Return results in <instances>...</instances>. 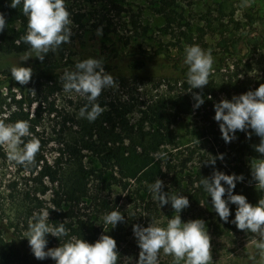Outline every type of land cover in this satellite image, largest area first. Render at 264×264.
Returning <instances> with one entry per match:
<instances>
[{
    "label": "rangeland",
    "instance_id": "obj_1",
    "mask_svg": "<svg viewBox=\"0 0 264 264\" xmlns=\"http://www.w3.org/2000/svg\"><path fill=\"white\" fill-rule=\"evenodd\" d=\"M111 2L122 6L124 11L117 14L115 10L111 9ZM176 2L177 11L181 14L180 29L185 32L184 36H181L178 30L173 35L162 33L161 26L164 21L155 11L157 0H65V7L72 21L69 25L71 29L70 40L67 43H62L55 51L50 50L44 60L45 62H59L60 64L66 61L76 62L86 58V54L96 58L106 53L108 47H116L122 57L120 60L114 61L111 67L112 70L131 74L133 73V67L139 66L135 72L139 74V77L128 76L125 80L123 79L124 81L118 77H113L115 86L104 88L96 101L103 98L119 107L125 105V109L128 110L126 113L128 124L133 125V128L138 127L147 130L151 126L150 117L148 115L146 117V114L142 112L146 110V103L153 102L161 96L187 94L193 101L190 107L191 110L181 114L173 128L176 140L181 147L180 150L186 146L192 147L195 145L196 148H201L199 150V153H201L211 143L209 137L202 136L201 133L211 122L217 124L213 119V104L222 97L231 99L233 95L250 89L253 90L261 84L264 73V51L259 49V43L256 45L249 44L247 45L248 52L256 51L240 58L241 51L238 41L241 38L257 37L259 34L264 33V0H176ZM103 15L111 19L112 23L108 27H111L112 30L110 32H103L102 30V35L98 36L96 34L98 27L95 24L101 20L102 23L99 27L105 24L106 19L103 18ZM133 21L136 24V30ZM27 24L28 20L23 28V36L26 34ZM16 27H18V24H16ZM179 42L184 49L186 45L196 44L210 52L219 51L224 48L223 46H226L230 52L235 54L224 57L220 61L221 68H217L214 65L216 62L213 60L212 71L208 77L209 84L205 85L202 90H191L189 84L187 89L183 90L180 82L170 81V84H168L163 79L164 69L171 68L173 70L176 63H180L182 67H187L183 63V57L178 55L179 47L177 43ZM159 46L167 47L169 55L177 62H173L172 59L165 60L159 56L147 60L137 56H126L127 52L132 49H142L148 54H154ZM25 52L33 56L26 61H21V63L35 68V63L39 59L34 56L35 54L31 52L30 46L27 44V48L19 52H0V77H4L1 73L2 70L18 66L20 57ZM64 69L62 67L57 70L59 80L56 86L52 82L48 83L44 78H40L32 85L35 87L30 96L34 101L30 105V111L34 107H39V115L41 116L40 124L35 129L37 133L34 138L39 141L40 152L49 162L59 156L61 150L66 148V144H72L76 140H80V144L81 142L84 144V141H81L82 139L88 144L93 140L97 144V148L102 151L97 152L95 149L81 148V164L86 170L92 186L100 187L103 185L104 189L101 193H107L113 197L120 192V189L108 182L110 179L111 182L113 181L112 178L108 180L109 173L113 170L109 165L102 164L101 155L110 149L121 146V144H123L122 146L127 145L129 141L123 139V143L119 141L112 142L106 134H98L94 129L91 130L94 133L91 136L89 133H84V124L88 120L80 117L78 113L81 107L88 104V101L74 92L66 93L63 90L64 81L62 76L67 70ZM49 85L50 87H48ZM11 92L16 94L17 90L12 88ZM194 92H198L204 97V105L201 104L198 108H193ZM209 96L211 99H208ZM8 101L9 98L6 99V102ZM96 101L94 102L96 103ZM49 109L53 111L50 112ZM1 110L7 112L9 107L7 105L0 107V119L4 115ZM104 126L110 127L106 123H104ZM20 147H22V144ZM160 149L163 150L164 155L161 158L164 159H171L170 153L178 151L172 149L171 145H162ZM66 158L65 155L62 156V160ZM196 158H198V155H196ZM242 159L245 162L248 174H250L249 167L251 162L254 161L248 159V156L242 157ZM192 164L193 168H186L181 173V176L186 180L189 173L194 170L197 161L195 160ZM229 170L231 169L226 167L223 171L231 173ZM27 177L28 174L22 169V165L10 160L6 148L0 146V206L6 210L4 222H6V217L12 214V205L6 202L9 195L15 194L17 190L22 192L33 188V185L30 186L31 181ZM105 177L104 183L102 180ZM163 182V191H165L170 184L165 178ZM248 185L250 186L249 183ZM250 188L264 194V191L260 190L255 183ZM165 192L178 194L171 188ZM50 197V192L43 196L46 206H50ZM212 211L213 220L208 217L206 207L202 203L194 204L189 200V206L181 210L180 216L182 221L195 218H202L205 221L210 235V252L212 256L210 264H243L256 248V235L248 231L238 230L234 224L222 231L219 228H213L212 221L221 220L216 212ZM174 215H177V213L174 212L170 204H166L160 208L158 216L153 222H158L163 227L166 226L167 220ZM120 246L122 252L125 251L124 258H128L130 255L126 253V250L133 249L139 252L133 233L123 235ZM171 259L173 260V257L164 254L162 250L158 253V261ZM179 264H184V261L181 260ZM256 264L263 263L258 262Z\"/></svg>",
    "mask_w": 264,
    "mask_h": 264
},
{
    "label": "trees",
    "instance_id": "obj_2",
    "mask_svg": "<svg viewBox=\"0 0 264 264\" xmlns=\"http://www.w3.org/2000/svg\"><path fill=\"white\" fill-rule=\"evenodd\" d=\"M10 2L11 0H0V12L4 13L6 19L5 30L0 32V52H19L27 48V44H24L21 39L27 17L22 12V5L11 8L9 7ZM110 4L111 9L115 10L117 14L124 11V8L119 4L115 2ZM155 11L163 18L161 31L164 35H173L176 30L181 36L185 35V32L180 29L181 14L177 11L176 0H157ZM103 18L106 19V22L101 28L103 32H110L112 28H109L108 25L112 23L111 19L106 15H103ZM101 21L97 22L95 26L99 27ZM132 23L136 30L135 22ZM16 24H18V27H16ZM258 43L259 49L264 51V33L259 34L257 37L239 39L238 44L241 51L239 57H246L249 53H254L256 50L248 52L247 45ZM177 45L179 47V57H184V48L180 42ZM223 47L219 51L211 52L213 60L216 62L214 65L217 68L222 67L220 61L224 57L235 54L230 52L226 46ZM86 55L88 56L86 58L90 57V55ZM126 56H137L143 60L152 59L154 56L163 57L162 59L165 60L172 59L169 50L165 46H159L154 54H148L142 49H132L127 52ZM46 57L47 55L44 58L46 59ZM121 57L122 54L119 50L111 46L107 48L106 53L96 58L102 60L105 72L110 73L112 77H118L121 80H125L128 76L139 77V74L135 73L136 68L139 66H134L131 74L112 70L111 67L114 61L120 60ZM172 61L175 62L176 60L173 58ZM76 62L66 61L60 64L59 62H45V60L36 61L35 68L32 67L30 80L25 85H20L11 77V69L1 71L4 77H0V107L7 105L9 110L7 112L1 110L4 115L0 122L6 124L14 123L17 120L28 121L30 135L22 137V146L23 143L35 139L34 135L37 133L35 129L41 121L39 107H34L30 111V105L34 101L30 96L35 87L32 86L33 83L40 78H44L48 83L52 82L56 86L59 80L57 70L62 67L68 71L74 70ZM164 71L163 79L166 83L170 84V81L180 82L181 88L183 90L187 89V67H182L180 63H176L173 70L169 68L164 69ZM261 83H264V73ZM12 88L17 90L16 94L11 92ZM4 91L6 92L4 93ZM7 98H9L8 102H6ZM97 101L96 103H99L106 110L94 121L85 122L84 133H89L91 136L94 134L91 130L94 129L98 134H106L112 142L119 141L123 143V139L129 141V144L124 146L121 144V146L110 149L101 155L102 164L109 165L113 170L109 173L108 178V180L112 178L113 181L111 182V179L107 181L112 183L114 187L119 188L120 192L111 197L110 194L101 193L104 189L103 185L97 187L96 185L92 186L90 183L87 172L81 164L80 149L90 148L101 152L102 150L97 148V144L93 140L88 144L84 139L81 140L84 141V144L82 142L80 144V140H76L72 144H66V148L61 150L59 156L51 162L43 156L39 147L33 161L22 165V169L28 174L27 178L31 181L30 186L33 185V188L22 192L17 190L15 194L9 195L6 202L12 205V214L11 216L6 214L8 215L6 222L3 221L6 210L0 206V264H55V261L50 258L37 260L32 254L27 238H24L34 214H38L44 209L49 211L48 223L50 226L54 227L64 223V227L67 229V235L63 237L57 238L47 234V247L62 245L71 238H82L92 243L104 233L112 236L116 241L117 264H136L139 252L133 249L126 250V253L130 255L128 258H124L125 251L122 252L120 241L123 235L133 233V224L147 226L149 222H153L158 216L160 211L158 201L152 199L148 190V185L156 178H160L162 181L164 178L166 181L168 180L171 190L186 195L192 203H202L206 207L210 219L213 217L211 198L208 197L199 181L201 177L210 176L213 167L221 171L227 167L231 169L229 170L231 173L243 174V180L236 183L233 191L234 193L244 194L250 203L255 204L259 198H264L263 193L250 188L255 181L248 174L247 167L242 159V157L248 156V159L255 162L261 157V154L257 153L252 147V145L259 143L258 136L253 134L248 138L245 132L238 131L234 140L225 143L221 138L218 123L211 122L201 133L202 136H208L211 141L204 152L199 153L201 148H196L195 145L192 147L186 146L180 150L181 147L176 140L173 125L181 114L191 110L190 107L193 101L189 95L182 93L166 95L157 98L153 102L146 103V110L142 112L146 114V117L147 115L150 117L151 126L147 130L138 127L133 128V125L128 124L126 118L128 110L125 109V105L119 107L103 98ZM49 110H51L50 112L53 111L52 109ZM104 123L109 124L110 127L107 128ZM249 131L251 130L249 129ZM162 145H171L172 149L178 151L170 153L171 159H157V154L163 153V150L160 149ZM219 153L223 154V159H216L214 166L205 162V160ZM64 155L67 158L62 160ZM196 155H198V158H196ZM195 160L197 164H195L194 170L189 173L186 180L181 176V173L186 168H193L192 163ZM190 164L192 165L188 166ZM114 173L117 175H114ZM105 179L106 177L102 180L104 183ZM169 188H166L165 191ZM48 192L51 196L49 198L50 206H46V201L43 198ZM121 193L127 194L121 195ZM112 210H119L125 216L124 221L118 222L114 228H111V225L104 224L102 219L104 215ZM234 210L235 205H230L231 215L229 220L232 219ZM212 222L213 228H219L221 231L231 225V223L224 221ZM258 262L264 264V254L255 248L243 264H256ZM158 264H173V260H159Z\"/></svg>",
    "mask_w": 264,
    "mask_h": 264
},
{
    "label": "clouds",
    "instance_id": "obj_3",
    "mask_svg": "<svg viewBox=\"0 0 264 264\" xmlns=\"http://www.w3.org/2000/svg\"><path fill=\"white\" fill-rule=\"evenodd\" d=\"M17 5H22V12L28 20L26 34L21 39L30 46L37 59L43 61L50 50L55 51L62 43L69 42V25L72 21L65 7V0H11L9 3L11 8H16ZM5 27V15L0 12V32ZM96 34L102 35L101 27L97 28ZM31 56L33 55L25 52L20 57L18 66L10 70L11 77L20 85H25L30 80L32 68L21 61H26ZM183 63L187 65L186 79L191 90H202L209 84L208 77L213 65L210 51L196 44L186 45ZM62 79V87L66 93L74 92L88 101V104L80 108V117L92 122L106 110L94 101L104 88L115 86V81L110 73L105 72L101 59L89 57L77 61L74 70H66ZM193 99V108H198L204 102V97L198 92L193 93ZM213 108V119L218 123L225 143L234 140L238 131L245 132L248 138L253 134L259 137V143L252 147L261 157L251 164L250 176L255 185L264 191V83L254 90L233 95L231 99L222 97L213 104ZM28 135L29 123L26 120H17L10 124L0 122V146L6 148L10 160L21 165L31 163L40 147L36 139L23 143L20 147L22 137ZM163 155L160 153L156 158ZM216 159L222 160L223 154L212 156L205 162L214 166ZM242 180L243 174L225 173L213 167L212 174L201 177L199 184L211 198V207L220 220L234 224L238 230L255 234V247L264 254V198H259L253 204L244 194L234 193L236 183ZM163 188L164 182L160 178L154 179L148 185L152 199L158 201L159 207L170 204L177 215L171 216L163 227L158 222H149L147 226L132 225L133 236L139 248L136 264H158L160 250L173 257V264H179L181 260L184 264H210V235L205 221L202 218L182 221L180 212L189 206L188 197L183 194H169ZM124 194L127 193H121ZM230 205H235L231 220ZM102 219L104 224L114 228L118 222L124 221L125 216L119 210H112ZM48 220L47 210L34 214L24 237L37 260L50 258L55 264H117L116 241L104 233L92 243L82 238H71L62 245L47 247V234L57 238L67 235L64 223L53 227Z\"/></svg>",
    "mask_w": 264,
    "mask_h": 264
}]
</instances>
